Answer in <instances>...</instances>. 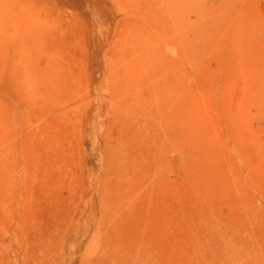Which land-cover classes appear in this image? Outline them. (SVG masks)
Returning a JSON list of instances; mask_svg holds the SVG:
<instances>
[{
    "label": "rangeland",
    "instance_id": "1",
    "mask_svg": "<svg viewBox=\"0 0 264 264\" xmlns=\"http://www.w3.org/2000/svg\"><path fill=\"white\" fill-rule=\"evenodd\" d=\"M3 168L0 264H264V0H0Z\"/></svg>",
    "mask_w": 264,
    "mask_h": 264
},
{
    "label": "bare ground",
    "instance_id": "2",
    "mask_svg": "<svg viewBox=\"0 0 264 264\" xmlns=\"http://www.w3.org/2000/svg\"><path fill=\"white\" fill-rule=\"evenodd\" d=\"M156 96L155 97H158V93L156 92V94H155ZM123 108H125V106H126V109H127V113L128 114H131L132 112L134 113V114H138L139 113V111H138V103L137 102H135V103H131V102H129V103H127V104H123ZM147 116H150L151 117V115H149V114H146ZM137 117V116H136ZM123 154V153H122ZM127 157V156H126ZM126 161L129 163V160L128 159H126ZM0 174L2 175V172L4 173V175L5 176H7V171H6V169L5 168H3V170H1L0 169ZM7 178H8V176H7ZM7 183V182H6Z\"/></svg>",
    "mask_w": 264,
    "mask_h": 264
}]
</instances>
